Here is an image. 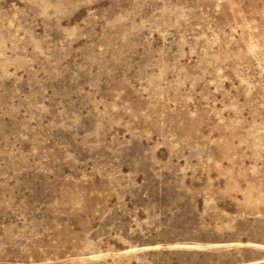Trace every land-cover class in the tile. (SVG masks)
I'll return each mask as SVG.
<instances>
[{"label": "rangeland", "instance_id": "rangeland-1", "mask_svg": "<svg viewBox=\"0 0 264 264\" xmlns=\"http://www.w3.org/2000/svg\"><path fill=\"white\" fill-rule=\"evenodd\" d=\"M0 264H264V0H0Z\"/></svg>", "mask_w": 264, "mask_h": 264}]
</instances>
